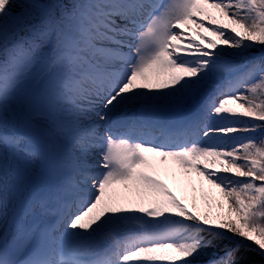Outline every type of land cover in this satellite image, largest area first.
Segmentation results:
<instances>
[{
  "label": "snow or ice",
  "instance_id": "1",
  "mask_svg": "<svg viewBox=\"0 0 264 264\" xmlns=\"http://www.w3.org/2000/svg\"><path fill=\"white\" fill-rule=\"evenodd\" d=\"M0 264H264V0H0Z\"/></svg>",
  "mask_w": 264,
  "mask_h": 264
},
{
  "label": "rangeland",
  "instance_id": "2",
  "mask_svg": "<svg viewBox=\"0 0 264 264\" xmlns=\"http://www.w3.org/2000/svg\"><path fill=\"white\" fill-rule=\"evenodd\" d=\"M252 51H256V50L253 49ZM244 135H245L244 133L233 134L231 138L226 140L218 137H212L211 142L224 143L231 146L234 140H236L237 138L242 139ZM204 142H208V141L205 140ZM158 173H159V178L162 179L164 183L167 184V186L173 191V193L178 198H180L185 204L186 202L184 200L188 198V202H189L191 198L195 196L196 197L195 203L197 204V206L200 207L203 206V201L200 198L201 182H200V178H198L195 173H192L190 177H185L182 170L176 167L175 165H171L167 170L161 167ZM209 187L210 186L207 185L206 181L203 182V188L205 190H207ZM193 188H195V192L193 191ZM188 206L191 207L189 203Z\"/></svg>",
  "mask_w": 264,
  "mask_h": 264
},
{
  "label": "trees",
  "instance_id": "3",
  "mask_svg": "<svg viewBox=\"0 0 264 264\" xmlns=\"http://www.w3.org/2000/svg\"><path fill=\"white\" fill-rule=\"evenodd\" d=\"M184 197V196H183ZM193 198V197H192ZM192 198H191V200L188 202V198L186 199V200H184L185 202H186V204L188 205V203H189V205H192ZM224 243H228V241H224ZM222 246V245H221ZM207 258L208 257H206V256H201V257H198L197 258V260H199V261H206L207 260ZM240 258H242V259H259V257L258 256H255V255H253L252 253H248V252H244V251H242L241 253H240Z\"/></svg>",
  "mask_w": 264,
  "mask_h": 264
},
{
  "label": "bare ground",
  "instance_id": "4",
  "mask_svg": "<svg viewBox=\"0 0 264 264\" xmlns=\"http://www.w3.org/2000/svg\"><path fill=\"white\" fill-rule=\"evenodd\" d=\"M158 175H159V173H158Z\"/></svg>",
  "mask_w": 264,
  "mask_h": 264
}]
</instances>
